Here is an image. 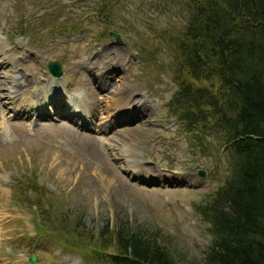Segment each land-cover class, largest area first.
<instances>
[{
    "label": "rangeland",
    "instance_id": "1",
    "mask_svg": "<svg viewBox=\"0 0 264 264\" xmlns=\"http://www.w3.org/2000/svg\"><path fill=\"white\" fill-rule=\"evenodd\" d=\"M186 2L0 0V264H106L82 249L66 247L50 231L28 243L26 236H34L32 218L40 219L37 210L47 214L60 233L63 229L56 227L60 218L71 224L69 230L79 222L80 231L68 234L70 240L79 239V232L85 230L83 241L93 242L92 236L106 220L112 230L127 220L134 230L155 231L158 241L168 244L180 260L208 264L207 224L191 207L207 202L232 162L219 134L211 131L198 140L196 132L187 131L165 108L177 87L173 38L187 23ZM103 8L106 12L101 14ZM72 24L78 30L64 32ZM19 30L23 33L12 39ZM109 32L117 33L120 40ZM117 55L119 59L112 58ZM104 57L117 67L93 63ZM7 59L11 65L4 68ZM51 62L61 63L62 81L52 80L47 69ZM108 77L110 83L99 89L98 83ZM44 80L57 88L61 101L90 102L88 110L95 120L112 109L104 120L107 130L100 134L93 125L80 129L68 119L61 120L68 113L72 116L73 110H62L59 119L49 108L53 120L34 124L24 113L27 103L20 102L11 113L10 107L17 104L10 99L17 101L18 93L24 100L35 101L39 95L45 99ZM13 85L25 87L10 98ZM113 97L117 102L123 99L118 104L122 106L142 104L143 118H137L135 110L118 109ZM98 108L100 113L105 110L103 115ZM14 111L22 114L16 116ZM197 169L205 170L206 177H198ZM143 173L150 174L146 183L136 177ZM19 177L38 189L31 193V205L25 203L32 210L12 202V185ZM12 241L16 245L9 246ZM112 248L113 244L108 250ZM31 255L36 256L35 263L29 261Z\"/></svg>",
    "mask_w": 264,
    "mask_h": 264
},
{
    "label": "trees",
    "instance_id": "2",
    "mask_svg": "<svg viewBox=\"0 0 264 264\" xmlns=\"http://www.w3.org/2000/svg\"><path fill=\"white\" fill-rule=\"evenodd\" d=\"M186 4L187 23L173 38L177 87L165 108L187 131L196 132L198 140L211 131L219 134L232 162L207 202L193 204L210 237L205 259L208 264H264V0H187ZM63 30L78 27L72 24ZM16 182L20 193L13 192L12 202L32 210L31 193L38 189L27 185L26 179ZM35 214L41 217L33 218L38 234L45 232V226L66 247L82 249L106 264H188L159 242L155 231L134 230L127 220L115 230L106 220L93 242L85 243L88 231L79 232V239L70 240L68 235L80 231L79 222L69 230L71 224L60 218L56 226L63 229L60 233L47 214L38 210Z\"/></svg>",
    "mask_w": 264,
    "mask_h": 264
},
{
    "label": "bare ground",
    "instance_id": "3",
    "mask_svg": "<svg viewBox=\"0 0 264 264\" xmlns=\"http://www.w3.org/2000/svg\"><path fill=\"white\" fill-rule=\"evenodd\" d=\"M102 57V56H101ZM100 57V58H101ZM113 59H119V56L117 55V56H113L112 57ZM8 60V62L7 61H5V62H3V65H2V67H4L5 68V65H8V67H9V65H11V63H9L10 62V60L9 59H7ZM95 65H98V66H105V67H108V66H111V65H114V66H116L117 67V65L112 61V59H110V60H108L106 57H104V58H102V59H100L99 61H97V62H93ZM115 69H117L118 70V68H115ZM113 77V76H112ZM110 78L111 77H108V78H105V79H103L102 81H100V83H98V87H99V89H103V88H105L106 86H107V84L108 83H110ZM112 79V78H111ZM20 79H18L17 81H19ZM52 80L53 81H57V80H59V79H57V78H52ZM8 82V81H7ZM103 82H105L104 84H102ZM4 84V83H3ZM19 84L20 85H23V81H20L19 82ZM115 85V84H114ZM111 86V85H110ZM120 86H121V83H120ZM25 87V86H24ZM23 86H21V87H19L18 85H13L12 86V88H11V91H12V93L9 95V97L10 98H12L13 97V95H16L18 92H20V90H22L23 88H24ZM122 87H124V84H123V86ZM48 88V87H47ZM53 88V87H52ZM49 89V88H48ZM88 91H89V93L90 94H93L92 93V91H91V89H88ZM101 91V90H100ZM46 93H47V91H46ZM19 94V93H18ZM16 95L15 97H17V96H19V95ZM50 94V96H49V98H48V101H49V103L51 104V105H53V104H57V102H56V100H55V98L53 97V95L51 94V93H49ZM48 95V94H47ZM106 95V94H105ZM39 96H41V95H39ZM48 97V96H47ZM105 97V96H104ZM108 97V96H107ZM16 98H14V99H10L11 100V102H13V100H15ZM100 100V99H99ZM112 100H113V105L115 104V106L118 108V109H120V110H123V109H125V108H127V106H122V105H118L119 104V102L121 101V100H123V99H120L118 102L116 101V97L114 98H112ZM17 101H19V103L16 105V106H19L21 103L20 102H22V101H20V98H18L17 99ZM16 100H15V102H17ZM14 103V102H13ZM44 102H43V100H37V101H35V102H28L27 103V106L28 107H25V109H26V111L25 112H29V111H35L36 113H37V120H39L40 118H42L43 116H45V110H44ZM61 105L63 106L64 104L61 102ZM79 105V104H78ZM14 106V105H13ZM95 106V104L93 103V107ZM80 107V108H79ZM139 110H141V109H143V106H142V104H140L139 106ZM138 107H137V109H138ZM10 109H13V110H15V107L13 108V107H10ZM84 108L82 107V106H77L76 104H74V108H73V115L71 116V114H69L68 113V115H67V117L66 118H63V119H68V120H70V121H75V119L78 117H84L85 118V125L84 126H86V124H93V125H95V129H96V131L98 132V133H103L104 132V130L106 131L107 130V128H108V126L105 128V126H106V122L104 121L105 119H107V117H108V115L111 113V110L112 109H110V108H108V110H106V114H104L105 115V117H98L96 120H95V118H94V116H93V114H92V110L90 111V110H83ZM28 110V111H27ZM62 110H66V108H64V107H57L56 109H55V111H56V115H60V112L62 111ZM98 110H100V108H98L97 109V112L99 113V115H103V112L105 111H101V113H100V111H98ZM67 111V110H66ZM14 113H15V115L17 116L18 115V112L17 111H14ZM67 113V112H66ZM136 113V112H135ZM110 116H111V114H110ZM109 116V117H110ZM143 116V115H142ZM141 116V117H142ZM90 118V120L88 121L87 119H89ZM143 118V117H142ZM87 121V122H86ZM143 169H147V168H143Z\"/></svg>",
    "mask_w": 264,
    "mask_h": 264
},
{
    "label": "water",
    "instance_id": "4",
    "mask_svg": "<svg viewBox=\"0 0 264 264\" xmlns=\"http://www.w3.org/2000/svg\"><path fill=\"white\" fill-rule=\"evenodd\" d=\"M109 35L113 37L115 40H120V36L117 33L110 32ZM48 67L53 76L60 77L62 75V70H61L62 68L59 62L50 63ZM198 174L204 177L206 175V172L202 169H199ZM34 260H35L34 257L30 258V262H34Z\"/></svg>",
    "mask_w": 264,
    "mask_h": 264
}]
</instances>
